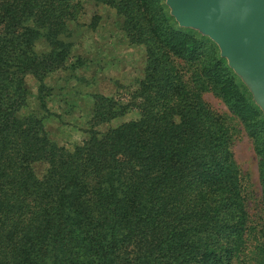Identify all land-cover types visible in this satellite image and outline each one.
<instances>
[{
  "label": "trees",
  "instance_id": "trees-1",
  "mask_svg": "<svg viewBox=\"0 0 264 264\" xmlns=\"http://www.w3.org/2000/svg\"><path fill=\"white\" fill-rule=\"evenodd\" d=\"M98 1L124 18L125 36L146 47V62L131 102L93 96L92 122L132 107L139 115L103 134L90 130L69 151L48 140L43 116L22 114L24 77L39 81L40 92L44 76L66 69L71 25L83 7L75 0H0V264H229L235 243L219 250L202 225L207 219L212 231L236 228L240 241L241 204L229 225L237 185L210 188L199 176L218 173L223 162L234 170L227 135L197 95L180 91L167 52L178 38L186 44L180 56L192 61L199 37L172 31L168 16L155 26L138 0ZM35 162L47 165L41 179ZM207 190L214 206L205 209Z\"/></svg>",
  "mask_w": 264,
  "mask_h": 264
},
{
  "label": "rangeland",
  "instance_id": "rangeland-1",
  "mask_svg": "<svg viewBox=\"0 0 264 264\" xmlns=\"http://www.w3.org/2000/svg\"><path fill=\"white\" fill-rule=\"evenodd\" d=\"M75 1L83 9L71 25L70 41L73 45L67 67L44 76L40 92V82L32 75H26L28 105L22 110V114L35 111L43 116L42 124L48 140L69 151L81 146L88 139L90 130L103 134L110 128L138 118V111L132 107L123 115L94 123L92 103L95 95L131 102L146 62V47L128 41L122 28L124 18L114 8L98 0ZM125 1L129 3V0ZM138 1L140 9L145 8L146 15L155 26L165 23L168 16L172 21V31H191L199 37L192 61L180 56L179 52L183 53L186 44L177 38L175 47L167 49L169 64L179 78L180 91L197 95L227 135L234 170L228 167L229 163L223 162L217 166L218 173L202 171L199 176L204 178L203 186L210 185V188L237 185L238 199L231 205L229 225H236L241 204L242 238L238 241L236 228L228 230L226 225L212 231L211 222L207 219H203V235L210 239L214 236L219 250L235 243L229 264H264V107L243 74L234 66L228 49L204 22L179 18L174 0ZM133 8L134 5H127L128 11ZM74 64L75 69H71ZM174 121L179 120L175 117ZM32 166L35 176L41 179L47 165L35 162ZM225 174L231 176L229 181H225ZM211 199L212 193L207 190L203 201L205 209L214 206ZM225 212V206L220 207L218 217L223 218ZM222 260L226 264L225 259Z\"/></svg>",
  "mask_w": 264,
  "mask_h": 264
},
{
  "label": "water",
  "instance_id": "water-1",
  "mask_svg": "<svg viewBox=\"0 0 264 264\" xmlns=\"http://www.w3.org/2000/svg\"><path fill=\"white\" fill-rule=\"evenodd\" d=\"M174 7L179 18L208 26L264 107V0H174Z\"/></svg>",
  "mask_w": 264,
  "mask_h": 264
}]
</instances>
